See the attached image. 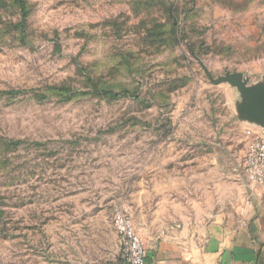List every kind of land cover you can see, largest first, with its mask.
Returning a JSON list of instances; mask_svg holds the SVG:
<instances>
[{
    "label": "rangeland",
    "instance_id": "obj_1",
    "mask_svg": "<svg viewBox=\"0 0 264 264\" xmlns=\"http://www.w3.org/2000/svg\"><path fill=\"white\" fill-rule=\"evenodd\" d=\"M233 72L264 87V0H0V264H113L119 207L204 222L251 143Z\"/></svg>",
    "mask_w": 264,
    "mask_h": 264
},
{
    "label": "crops",
    "instance_id": "obj_2",
    "mask_svg": "<svg viewBox=\"0 0 264 264\" xmlns=\"http://www.w3.org/2000/svg\"><path fill=\"white\" fill-rule=\"evenodd\" d=\"M245 123L249 130H264ZM196 219L161 230L137 223L146 264H264V187H249L244 170L218 208L204 222ZM113 262L125 264L117 232Z\"/></svg>",
    "mask_w": 264,
    "mask_h": 264
},
{
    "label": "built area",
    "instance_id": "obj_3",
    "mask_svg": "<svg viewBox=\"0 0 264 264\" xmlns=\"http://www.w3.org/2000/svg\"><path fill=\"white\" fill-rule=\"evenodd\" d=\"M251 143L244 163V177L251 188L264 187V130H250ZM114 226L120 244V258L125 264H146L147 247L133 217L124 208L114 213Z\"/></svg>",
    "mask_w": 264,
    "mask_h": 264
},
{
    "label": "water",
    "instance_id": "obj_4",
    "mask_svg": "<svg viewBox=\"0 0 264 264\" xmlns=\"http://www.w3.org/2000/svg\"><path fill=\"white\" fill-rule=\"evenodd\" d=\"M230 82L242 93L240 112L246 122L264 127V87L262 84L249 85L242 72L227 73L214 80L215 83Z\"/></svg>",
    "mask_w": 264,
    "mask_h": 264
},
{
    "label": "trees",
    "instance_id": "obj_5",
    "mask_svg": "<svg viewBox=\"0 0 264 264\" xmlns=\"http://www.w3.org/2000/svg\"><path fill=\"white\" fill-rule=\"evenodd\" d=\"M19 2L21 1V0H18ZM23 4V3H22Z\"/></svg>",
    "mask_w": 264,
    "mask_h": 264
}]
</instances>
